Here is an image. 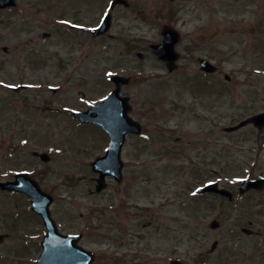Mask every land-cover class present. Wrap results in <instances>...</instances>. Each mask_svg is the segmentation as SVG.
<instances>
[{"label":"rangeland","instance_id":"374dc122","mask_svg":"<svg viewBox=\"0 0 264 264\" xmlns=\"http://www.w3.org/2000/svg\"><path fill=\"white\" fill-rule=\"evenodd\" d=\"M101 1L19 0L0 13V134L19 109L36 115L38 107L39 128L28 115L27 150L40 147L51 154L50 172L41 182L55 198L52 214L62 232L85 234L81 245L97 255L95 264L262 262L263 238L242 232L247 223L239 219L238 199L229 203L196 192L216 180L235 191L256 161L257 175L264 174V131L224 130L264 111V0H131L127 18L118 14L112 33L126 29L129 38L147 44L161 40L159 19L165 23L166 17L158 9H174L185 24L179 52L189 33H212L213 49L199 46L193 52L221 68L208 79L197 76L191 61H180L185 69L170 74L152 52L142 59L122 58L116 56L118 42L84 33L80 26L100 22L107 9L108 2ZM249 22L254 28H241ZM114 74L133 78L122 93L131 97L130 114L145 133L142 141L133 136L126 144L125 181H110L97 193L89 161L106 149V136L96 125L75 122L70 113L100 102L113 89ZM22 84L29 90L13 93L11 86ZM52 86L60 91L54 93ZM28 151L14 167L34 161ZM137 161L147 164L132 167ZM23 203L26 208L25 199L0 197V234L11 233L0 245V264H33L29 260L41 250L44 226L21 213ZM214 220L220 222L215 230ZM259 225L264 229V220Z\"/></svg>","mask_w":264,"mask_h":264},{"label":"flooded vegetation","instance_id":"af4514ba","mask_svg":"<svg viewBox=\"0 0 264 264\" xmlns=\"http://www.w3.org/2000/svg\"><path fill=\"white\" fill-rule=\"evenodd\" d=\"M102 1L108 2V3L110 2L109 7L111 9V13H108V12L107 13L111 14L112 24H111V28L109 32L102 35V37L94 38L95 40L106 38L111 41L118 42L120 46H119L118 51L116 52V56H119L122 58L129 57V56H135V55L138 57L139 56L144 57L146 52L153 51L151 48L153 43L143 44L142 42L143 40L141 41L138 39L129 38L126 35V31H127L126 29H125V34L118 33L117 31L112 33L113 25L115 24L116 19L118 20V14H120L121 16L123 15V17L127 18L126 15L134 7L133 1L131 2V0H129V5H123V4L116 5L113 9L111 8V5L113 4L115 0H102ZM101 2L99 3L101 4ZM164 12L169 15H174L175 10L172 8L165 9V10L158 9L159 16L164 17L163 16ZM100 22L96 23L95 26H98ZM183 23L184 22L181 21L177 17H171V18L166 17L165 23L161 19H159L161 41L164 38L163 32H164L166 25L172 28H179V30H181L180 27L183 26L182 25ZM201 27L202 26H200L199 29ZM179 33L181 37L176 45L177 51H178V48L180 50L181 45L186 40L185 39L186 36L183 34V32L179 31ZM188 35L190 36V38L188 39L189 40L188 44L185 45L186 48H184L182 52L181 51L179 52L180 61L182 62L183 60H187V61L193 62V64L197 68V73L203 74V72L201 71L200 65H199L201 57H194L193 52L197 50L199 46L203 48H207L209 50L211 48L213 49V46L211 45L213 44L212 43L213 35L212 33L208 34L204 32H198V33L194 32L192 34L189 33ZM163 63H164L163 65L166 66V63L165 62ZM177 69L178 70H176V72H178L181 69H185V68H182L180 64ZM37 110H38V107H34L33 112L36 113V115H32V114L30 115L26 110L24 111H26L28 114L24 113L23 111H20L19 109L17 111V115H16L17 117L16 118L11 117L12 121H10V123L12 125L7 126V129H3V131L1 132L0 136L3 139H1L0 141V181L11 182V180H15L18 175L27 174L31 179H34L40 184H42L41 181L43 177L49 173L47 162H45L44 157L41 156V154L44 151L41 150L40 147L33 148L32 151L27 150L31 143V140L28 136V131L26 129L27 127H29L28 115H30L31 119L33 118L36 119V122L34 123L35 126H37L38 128L41 126L40 119L38 118L39 114ZM31 124L34 125L33 123ZM104 136H106V146L105 147L107 150L111 142V136H109L108 132L104 133ZM137 139L139 141H142V136H138ZM26 151L32 154L34 161L29 162L28 166L26 167H21V168L14 167L15 166L14 161L16 160L19 161L21 155ZM145 164L147 163L144 161H137L136 163H132L131 166L140 168V166L144 167ZM127 165L128 164L126 163L125 168L127 167ZM249 173L252 175L251 172ZM237 192H239V190ZM1 195L23 196L24 194L14 192V191L7 192V191H4L2 188H0V196ZM207 196L211 197L210 194H207ZM237 205L239 206L240 221L247 223V226H244L243 229H247L248 231H243V233L248 237L254 236L258 239L263 238V242H264V229L262 226L259 225L262 222V220H264V186L259 190H250L248 191V193L242 195ZM23 207H25V205H23L22 208ZM254 224H258V226H255ZM260 259H263L262 262H254L252 264H264V250H262Z\"/></svg>","mask_w":264,"mask_h":264},{"label":"water","instance_id":"95a60500","mask_svg":"<svg viewBox=\"0 0 264 264\" xmlns=\"http://www.w3.org/2000/svg\"><path fill=\"white\" fill-rule=\"evenodd\" d=\"M14 3V0H4L1 7L11 6L14 5ZM99 30L94 31L97 32ZM165 46H167V44ZM156 48H158L156 52L162 59L161 45L156 46ZM113 81L117 82V84L119 85V81L125 83L127 82V79L124 80L118 76H115L113 78ZM118 92L119 88L115 90L112 96L105 99L104 103H102L98 107H94L89 112H85L83 114H74L75 116H79L83 122L91 121L94 123H99L101 126L107 128V130H109V132L113 136V144L111 146L112 148L108 151L107 156L99 159L94 165L96 169L101 172V177L99 179L101 185L99 189L103 187L105 181L104 178L108 174L114 175L118 180L121 179L120 169L122 167V163L120 161L119 153L126 137L125 135L129 131L138 132L141 128L139 124L133 123L132 120L128 117L127 112L129 111L130 107L127 103V98H123L121 100ZM115 104H117V106L121 109L119 113L120 116L117 109H115ZM94 111L97 112L98 116H92ZM253 121H255V123H257L258 125L264 124V115L257 116ZM245 123H243L242 125H245ZM230 130L232 131L234 129ZM259 183L244 181L242 184L244 186V189H247L248 187L250 188L253 185H255L254 187H257L256 185H259ZM215 188V185H211L210 187L205 188V190L214 191ZM36 190L37 191H33V193H31V196L35 197L33 204H35L36 211L44 216L45 225H47L48 227V234L46 235V239L42 244V246L44 247V252L41 255V260L38 262V264H92L95 259V255H93V253L91 252L86 251L80 245H77L78 240L81 239V236L65 237L59 234L58 228L52 221L48 211L49 206L52 204L51 197H49L47 194L41 193L39 189ZM220 192L222 194H225L224 191ZM213 227H218L217 223H214ZM3 239V236H0V243L3 241ZM172 263L184 264L179 261H175Z\"/></svg>","mask_w":264,"mask_h":264}]
</instances>
